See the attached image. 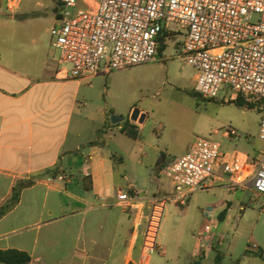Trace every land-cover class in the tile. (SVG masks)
Wrapping results in <instances>:
<instances>
[{
  "label": "crops",
  "instance_id": "0c3cea01",
  "mask_svg": "<svg viewBox=\"0 0 264 264\" xmlns=\"http://www.w3.org/2000/svg\"><path fill=\"white\" fill-rule=\"evenodd\" d=\"M26 1L9 10L7 0H0V204L18 181L35 184L0 220V250L25 252L30 264H142L147 210L123 207L117 194L137 191L141 198H150L169 193L172 184L161 171L176 157L160 152L154 175L147 180L143 161L147 155L139 133L132 138L122 132L142 123L106 119L114 71H102L90 80L71 78L51 46L50 30L60 8ZM35 8L42 13L35 14ZM45 21L50 24L47 29L41 28ZM104 81V131L99 139L84 144L82 131L96 119L87 114L94 101L82 89L99 88ZM116 126L117 142L126 155L108 150L107 134ZM162 154L164 166L158 168ZM54 169L60 171L57 176L48 173ZM226 179L214 178L211 189L232 193L226 189ZM241 191L264 198L252 189ZM231 206L230 201L219 199L203 215L220 220L225 213L226 220ZM216 236L218 242L211 250L216 252L215 264H222V239ZM256 253L264 257L262 248Z\"/></svg>",
  "mask_w": 264,
  "mask_h": 264
},
{
  "label": "built area",
  "instance_id": "2783aa9c",
  "mask_svg": "<svg viewBox=\"0 0 264 264\" xmlns=\"http://www.w3.org/2000/svg\"><path fill=\"white\" fill-rule=\"evenodd\" d=\"M22 0H7V9ZM176 26V27H173ZM182 33L185 62L196 71V92L217 99L222 90L237 93L263 112L259 138L264 144V0H60L50 30L58 62L71 78L90 80L153 62L161 39ZM226 136L238 137L227 130ZM172 190L150 198L120 191L123 207L145 214L142 264L157 250L160 227L169 204L187 206L197 192L210 190L214 178H227L229 192L252 189L264 196V147L258 156L224 153L219 142L197 137L190 150L162 169ZM218 242L209 221L199 235V254ZM221 243V240H219ZM251 249L260 252L254 244Z\"/></svg>",
  "mask_w": 264,
  "mask_h": 264
},
{
  "label": "rangeland",
  "instance_id": "374dc122",
  "mask_svg": "<svg viewBox=\"0 0 264 264\" xmlns=\"http://www.w3.org/2000/svg\"><path fill=\"white\" fill-rule=\"evenodd\" d=\"M37 1L60 8L58 0L26 2ZM42 11L34 9L35 14ZM41 25L47 29L50 24L45 21ZM184 39L182 33L166 37L165 50L158 53L153 62L114 71L106 119L109 123H113L114 117L133 122L131 115L135 110L145 114L144 122L132 129L139 133L141 149L147 155L143 161L148 181L154 175L153 166L160 152L169 158L181 157L197 137L219 142L222 151L230 154L258 156L264 147L259 138L262 110L256 106L251 109L238 106L237 93L232 91L222 90L217 99H205L196 94L197 71L182 56ZM64 68L70 70L69 66ZM99 85L95 89L86 86L82 89L83 95L94 101L87 107V114L96 119L94 125H87L82 131L84 144L99 139L104 131L105 116L101 109L105 106L102 89L106 82ZM227 130L236 131L238 137L226 136ZM107 135L108 150L126 155L125 148L117 142L118 127ZM83 153L87 155L89 149L85 148ZM219 199L231 202L232 211L227 219L204 216L205 209ZM209 221L213 232L222 239L219 250L222 264H264V257L251 249L256 244L264 250V198L259 199L250 191L227 193L221 188L194 193L185 207L167 206L158 235V244L163 250L149 255L148 264H194L197 260L200 264H215L216 252L212 250L201 260L198 257L199 235Z\"/></svg>",
  "mask_w": 264,
  "mask_h": 264
},
{
  "label": "trees",
  "instance_id": "16d2710c",
  "mask_svg": "<svg viewBox=\"0 0 264 264\" xmlns=\"http://www.w3.org/2000/svg\"><path fill=\"white\" fill-rule=\"evenodd\" d=\"M165 39H161L160 46L158 48V52L161 54L165 50ZM197 95H199L196 92ZM235 103L240 107H248L253 108L252 105L248 104L245 100H243L241 97H239ZM122 132H125L128 136L135 138L137 135V132L133 129H126L122 130ZM165 155L162 154L158 161V168H161L164 166ZM52 176H57L60 171L58 169H54L48 172ZM35 184L34 180H20L18 181L13 189L10 197L2 202L0 204V220L11 210H13L20 202L21 194L22 192L32 187ZM225 217V213H222L220 216V220H223ZM31 258L30 256L22 251L15 250V249H8V250H0V264H30Z\"/></svg>",
  "mask_w": 264,
  "mask_h": 264
},
{
  "label": "water",
  "instance_id": "95a60500",
  "mask_svg": "<svg viewBox=\"0 0 264 264\" xmlns=\"http://www.w3.org/2000/svg\"><path fill=\"white\" fill-rule=\"evenodd\" d=\"M144 117H145L144 115L141 116V113H140L139 110H135V111L133 112V114L131 115V120L134 121V122L143 123V121H144ZM121 120H123V119H120V118H116V117H114L113 120H112V122H113V123H117V122H119V121H121Z\"/></svg>",
  "mask_w": 264,
  "mask_h": 264
}]
</instances>
